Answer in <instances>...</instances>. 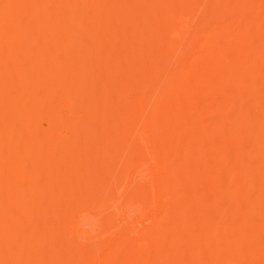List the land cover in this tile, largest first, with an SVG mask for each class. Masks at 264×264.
I'll use <instances>...</instances> for the list:
<instances>
[{
  "label": "bare ground",
  "instance_id": "1",
  "mask_svg": "<svg viewBox=\"0 0 264 264\" xmlns=\"http://www.w3.org/2000/svg\"><path fill=\"white\" fill-rule=\"evenodd\" d=\"M0 264H264V0H0Z\"/></svg>",
  "mask_w": 264,
  "mask_h": 264
}]
</instances>
